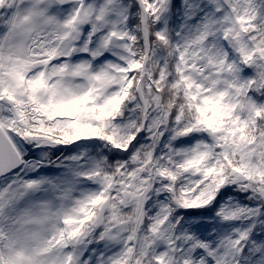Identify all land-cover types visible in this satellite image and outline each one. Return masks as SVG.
Returning <instances> with one entry per match:
<instances>
[{
	"label": "snow or ice",
	"instance_id": "snow-or-ice-1",
	"mask_svg": "<svg viewBox=\"0 0 264 264\" xmlns=\"http://www.w3.org/2000/svg\"><path fill=\"white\" fill-rule=\"evenodd\" d=\"M0 264H264V0H0Z\"/></svg>",
	"mask_w": 264,
	"mask_h": 264
}]
</instances>
